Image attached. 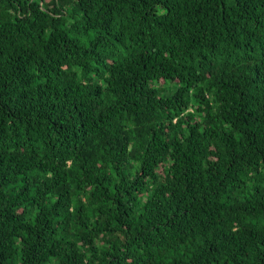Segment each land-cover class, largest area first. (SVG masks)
<instances>
[{
	"label": "trees",
	"instance_id": "1",
	"mask_svg": "<svg viewBox=\"0 0 264 264\" xmlns=\"http://www.w3.org/2000/svg\"><path fill=\"white\" fill-rule=\"evenodd\" d=\"M0 264H264V0H0Z\"/></svg>",
	"mask_w": 264,
	"mask_h": 264
}]
</instances>
